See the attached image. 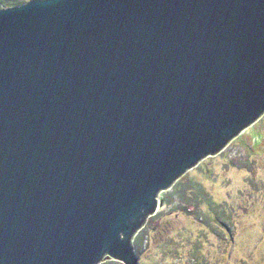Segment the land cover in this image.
<instances>
[{
    "label": "water",
    "instance_id": "1",
    "mask_svg": "<svg viewBox=\"0 0 264 264\" xmlns=\"http://www.w3.org/2000/svg\"><path fill=\"white\" fill-rule=\"evenodd\" d=\"M264 115V0L0 5V264H142L172 188Z\"/></svg>",
    "mask_w": 264,
    "mask_h": 264
},
{
    "label": "rangeland",
    "instance_id": "2",
    "mask_svg": "<svg viewBox=\"0 0 264 264\" xmlns=\"http://www.w3.org/2000/svg\"><path fill=\"white\" fill-rule=\"evenodd\" d=\"M179 180L202 185L222 205L225 227L204 218L200 201L182 203L173 187L163 191L139 230L146 228L142 264H264V115Z\"/></svg>",
    "mask_w": 264,
    "mask_h": 264
},
{
    "label": "trees",
    "instance_id": "3",
    "mask_svg": "<svg viewBox=\"0 0 264 264\" xmlns=\"http://www.w3.org/2000/svg\"><path fill=\"white\" fill-rule=\"evenodd\" d=\"M33 1V0H32ZM28 3V0H0V5H2L5 8H11L16 6H21ZM188 185V186H187ZM192 187V189H191ZM173 196H177L182 203H192L195 204V201H200L203 203L204 206H206V209H203V216L204 218L212 223H215L217 225H221L225 227L226 222L221 220L220 213L222 212V205L214 202L209 194L206 193L204 190V187L202 185H199L197 183H191L185 184L183 186V182L181 180L177 181L176 184L173 186ZM160 215L157 214L155 218L159 217ZM145 228V227H144ZM146 229V228H145ZM142 229L137 236L135 237L134 243L136 247L140 248L141 240L146 234V230ZM145 230V231H144ZM115 262H103L102 264H114Z\"/></svg>",
    "mask_w": 264,
    "mask_h": 264
}]
</instances>
